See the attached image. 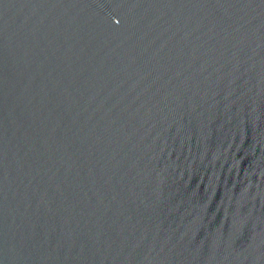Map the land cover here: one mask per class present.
<instances>
[{
	"label": "water",
	"instance_id": "water-1",
	"mask_svg": "<svg viewBox=\"0 0 264 264\" xmlns=\"http://www.w3.org/2000/svg\"><path fill=\"white\" fill-rule=\"evenodd\" d=\"M0 264H264V0H0Z\"/></svg>",
	"mask_w": 264,
	"mask_h": 264
}]
</instances>
